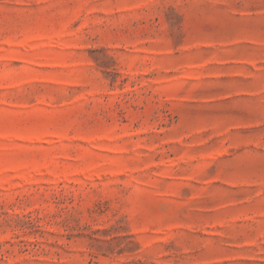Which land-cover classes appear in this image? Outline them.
<instances>
[{"label":"rangeland","instance_id":"obj_1","mask_svg":"<svg viewBox=\"0 0 264 264\" xmlns=\"http://www.w3.org/2000/svg\"><path fill=\"white\" fill-rule=\"evenodd\" d=\"M0 264H264V0H0Z\"/></svg>","mask_w":264,"mask_h":264}]
</instances>
